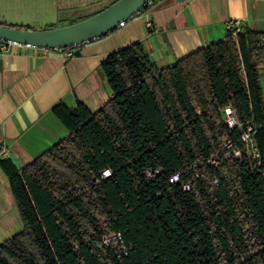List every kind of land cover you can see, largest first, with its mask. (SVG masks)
I'll return each instance as SVG.
<instances>
[{"label":"trees","instance_id":"1","mask_svg":"<svg viewBox=\"0 0 264 264\" xmlns=\"http://www.w3.org/2000/svg\"><path fill=\"white\" fill-rule=\"evenodd\" d=\"M262 64L264 33L246 26L162 69L140 42L110 52L100 73L113 97L100 110L58 102L66 139L23 168L0 158L23 225L0 264H264ZM225 106L253 126L257 160L224 148L229 137L242 149ZM150 169L160 173L147 180ZM114 233L122 241L105 246Z\"/></svg>","mask_w":264,"mask_h":264},{"label":"crops","instance_id":"2","mask_svg":"<svg viewBox=\"0 0 264 264\" xmlns=\"http://www.w3.org/2000/svg\"><path fill=\"white\" fill-rule=\"evenodd\" d=\"M229 23L264 33V0H157L124 26L83 44L70 59L62 53L0 44V158L23 168L66 139L68 131L51 113L58 102L74 107L79 97L91 111L100 110L113 97L100 73L110 52L140 42L159 69L167 68L223 40ZM258 72L264 100V64ZM14 214L18 217L0 167V236H12Z\"/></svg>","mask_w":264,"mask_h":264},{"label":"water","instance_id":"3","mask_svg":"<svg viewBox=\"0 0 264 264\" xmlns=\"http://www.w3.org/2000/svg\"><path fill=\"white\" fill-rule=\"evenodd\" d=\"M150 0H117L97 14L78 23L47 30L0 25V42L38 49H58L88 43L112 32Z\"/></svg>","mask_w":264,"mask_h":264},{"label":"rangeland","instance_id":"4","mask_svg":"<svg viewBox=\"0 0 264 264\" xmlns=\"http://www.w3.org/2000/svg\"><path fill=\"white\" fill-rule=\"evenodd\" d=\"M117 0H0V21L18 22L31 30H47L78 23L102 11ZM5 18V19H4ZM4 19V20H3ZM17 20V21H15ZM9 227L12 235L23 228L14 214ZM8 238L0 236V243Z\"/></svg>","mask_w":264,"mask_h":264},{"label":"built area","instance_id":"5","mask_svg":"<svg viewBox=\"0 0 264 264\" xmlns=\"http://www.w3.org/2000/svg\"><path fill=\"white\" fill-rule=\"evenodd\" d=\"M151 1L152 0H150L147 4L152 5L153 3ZM139 13H141V12L138 11L132 17L127 19L125 22H122L120 24V27L124 26L130 19H132L135 15H138ZM147 27L151 28V25L149 23H147ZM227 29L232 30V36L233 37H235L236 33L239 32V26L236 23H229ZM0 44H2L4 46L5 45H17L14 43H5V42H1ZM82 45L83 44H77V45L69 46L66 48L43 49V50L49 51V52L62 53L66 59H70V58L76 56V53L78 52L79 48ZM220 114H221L222 121L224 122V124L226 125V127L229 130H234V129L238 128L241 131L240 144L242 145V149L234 146L232 140L229 137L225 138L223 141L224 148L227 150H230L231 154L235 158L240 159L242 156H245L247 159L252 158L254 160H257L259 158V154H258V151L256 148L255 140L253 138V133H254L253 126L250 124H247L244 126L243 124L239 123V121L237 120V117H236V113L231 106L223 107L220 111ZM208 163L211 165H216L217 161L211 158L208 161ZM193 167H194V165H193ZM159 173H160L159 170H153V169L147 170V171H145L146 179L151 180L152 178L157 176ZM183 174H184L183 169L178 170L175 173H173L169 179L170 184L178 183L181 180ZM110 176H111V172L107 168L102 170L100 173L101 179H106ZM195 176L198 177L197 174H195ZM212 183H213V185H217L216 179H213ZM182 188H183V190L188 191L190 189L189 183L188 182H182ZM101 240L105 246H108L112 241H114V242H121L122 241L121 235L119 233L110 234L108 236L103 235L101 237ZM123 250H124V248H123Z\"/></svg>","mask_w":264,"mask_h":264}]
</instances>
